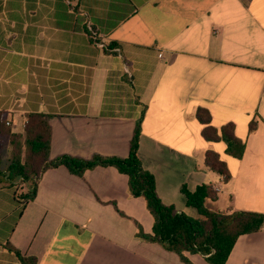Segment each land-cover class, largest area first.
Here are the masks:
<instances>
[{
  "label": "crops",
  "instance_id": "obj_1",
  "mask_svg": "<svg viewBox=\"0 0 264 264\" xmlns=\"http://www.w3.org/2000/svg\"><path fill=\"white\" fill-rule=\"evenodd\" d=\"M33 10L48 17H0V127L23 134L25 115L40 113L50 159L123 158L140 120L137 156L164 205L196 218L180 189L209 184L208 209L264 213V0H35ZM199 107L215 128L233 124L239 159L202 139ZM206 151L226 163L227 182ZM25 192L0 184V264H21L6 244L37 264H185L138 236L152 217L113 167L81 178L48 169L32 201ZM224 264H264V227L239 236Z\"/></svg>",
  "mask_w": 264,
  "mask_h": 264
},
{
  "label": "trees",
  "instance_id": "obj_2",
  "mask_svg": "<svg viewBox=\"0 0 264 264\" xmlns=\"http://www.w3.org/2000/svg\"><path fill=\"white\" fill-rule=\"evenodd\" d=\"M195 119L203 126L200 132L203 140L222 141L226 145V154L237 159L241 157L244 143L235 137L232 123L215 128L210 124L208 110L202 107L196 109ZM0 128V132L7 135L10 146L9 162L4 169L0 167V184L13 186L19 182L24 185L26 192L21 197L23 202L35 198L38 182L48 169L64 167L69 174L81 178L86 170L113 167L127 177L129 194L142 198L152 217L151 232L143 233L139 230L138 236L175 253L185 264H194L191 261L194 255L202 256L208 264H224L239 236L264 227V213L208 209L205 203L214 202L217 198V191L209 184L199 185L194 191H188L184 186L180 189L186 206L196 211V218L176 211L171 205H164L156 194L153 176L141 167L137 156L140 120L136 122L129 153L123 158L94 155L90 159H83L60 155L50 159V129L40 113L25 115L23 134L11 132L5 125ZM253 129L254 123L251 122L249 131ZM203 162L208 169L217 173L223 182L230 179L226 163L216 152L206 151ZM5 248L13 253L21 264H37L35 257L22 255L9 244H6Z\"/></svg>",
  "mask_w": 264,
  "mask_h": 264
},
{
  "label": "rangeland",
  "instance_id": "obj_3",
  "mask_svg": "<svg viewBox=\"0 0 264 264\" xmlns=\"http://www.w3.org/2000/svg\"><path fill=\"white\" fill-rule=\"evenodd\" d=\"M11 0H0V17H48L44 16V11L43 14L40 16L37 11H34V1L35 0H26L27 1V6L24 7L23 13H18L17 12V7L12 6V3L10 4ZM10 10L11 12L9 13L7 10ZM7 127V126H5ZM4 129V128H3ZM0 137V164L1 168H5L9 162L10 158V146H9V151L8 154L5 152L7 149V144L8 140L5 138V134L1 133ZM23 139H20V142L22 143ZM2 149V150H1Z\"/></svg>",
  "mask_w": 264,
  "mask_h": 264
},
{
  "label": "built area",
  "instance_id": "obj_4",
  "mask_svg": "<svg viewBox=\"0 0 264 264\" xmlns=\"http://www.w3.org/2000/svg\"><path fill=\"white\" fill-rule=\"evenodd\" d=\"M90 39H91L92 44L95 47H97V48H99L101 50H107L104 38L102 36H100L99 34H97L95 31H92V30L90 31ZM114 51H117V50H114Z\"/></svg>",
  "mask_w": 264,
  "mask_h": 264
}]
</instances>
